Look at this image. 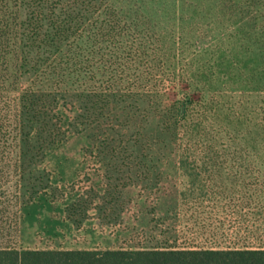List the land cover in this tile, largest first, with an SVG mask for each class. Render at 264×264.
Returning a JSON list of instances; mask_svg holds the SVG:
<instances>
[{
  "label": "trees",
  "instance_id": "1",
  "mask_svg": "<svg viewBox=\"0 0 264 264\" xmlns=\"http://www.w3.org/2000/svg\"><path fill=\"white\" fill-rule=\"evenodd\" d=\"M180 16L228 23L240 53L222 64L223 72L249 86L255 83L250 87L264 108V0H0V165H22V177L35 160L76 135L103 147L142 143L152 151L158 143L166 156L183 134V160L264 162L253 153L258 152L259 136L249 133L239 143L237 130H222L228 143L218 146L220 130L203 127L215 116V105L195 83L215 71L208 75L206 68H198L181 74L183 69L178 79L185 96L173 103L163 104L160 94L149 90L156 71L174 59L168 32L170 22ZM140 115L146 117L144 126L137 124ZM149 116L158 119L166 136L160 143L149 133ZM260 134L264 142V127ZM193 143L200 153L192 151ZM3 175L11 171L1 168L0 179ZM4 181L0 199L7 200L1 203L13 196V186ZM0 264H264V246L0 245Z\"/></svg>",
  "mask_w": 264,
  "mask_h": 264
},
{
  "label": "rangeland",
  "instance_id": "2",
  "mask_svg": "<svg viewBox=\"0 0 264 264\" xmlns=\"http://www.w3.org/2000/svg\"><path fill=\"white\" fill-rule=\"evenodd\" d=\"M170 25L167 41L174 59L156 71L149 90L160 94L163 104L173 103L185 96L178 79L183 69L181 74L198 68H206L208 75L215 71L195 83L206 89V99L215 105V116L203 127L220 130L218 146L228 143L222 130H237L239 143L249 133L259 136V153H253L264 157L260 138L264 108L250 87L255 83L249 86L239 76L227 77L222 69L240 53L228 34V23L180 16ZM249 66L254 67V62ZM149 117V133L160 143L166 136L158 119ZM145 120L140 115L138 126H144ZM179 138L169 147L171 155L165 156L164 145L158 143L152 151L144 150L142 143L134 148L103 147L76 135L35 160L22 177V165H0L11 171L0 181L13 186L11 201L0 199V245L39 249L264 246V162H205L206 158L184 162L179 156L187 143L183 134ZM198 147L193 143L192 151L200 153ZM153 151L157 155H150Z\"/></svg>",
  "mask_w": 264,
  "mask_h": 264
}]
</instances>
